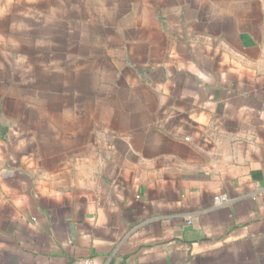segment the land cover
<instances>
[{
  "label": "crops",
  "instance_id": "1",
  "mask_svg": "<svg viewBox=\"0 0 264 264\" xmlns=\"http://www.w3.org/2000/svg\"><path fill=\"white\" fill-rule=\"evenodd\" d=\"M2 31L34 67L0 105V264H264V0H0Z\"/></svg>",
  "mask_w": 264,
  "mask_h": 264
},
{
  "label": "rangeland",
  "instance_id": "2",
  "mask_svg": "<svg viewBox=\"0 0 264 264\" xmlns=\"http://www.w3.org/2000/svg\"><path fill=\"white\" fill-rule=\"evenodd\" d=\"M1 34V40H2V45H5V41L8 39L9 42H13V43H16L15 46H18L19 45V42H20V38L15 36L14 34L10 33V32H0ZM14 40V41H12ZM5 43H4V42ZM3 49H8L6 48V45L5 46H2L0 48V55L2 54V57H3ZM13 50V48H11ZM17 50V49H16ZM3 58L1 59L0 58V105H2V109L3 110V105H4V102H7L9 97H10V91L13 90V88H11L10 86V82L12 81L11 80V77H10V74L12 72V68L13 67H16L17 71H20V68H27V69H30V68H33V64L32 63H23V62H16L17 59L14 58V60L11 62V63H5L3 61ZM20 67V68H18ZM3 112V111H2ZM2 116L1 118H7L8 116H5V113H1ZM8 132V131H7Z\"/></svg>",
  "mask_w": 264,
  "mask_h": 264
},
{
  "label": "built area",
  "instance_id": "3",
  "mask_svg": "<svg viewBox=\"0 0 264 264\" xmlns=\"http://www.w3.org/2000/svg\"><path fill=\"white\" fill-rule=\"evenodd\" d=\"M228 198L226 196H220L218 198H215V202L218 204H223L225 202H228ZM77 264H94L92 260L90 259H80L77 261Z\"/></svg>",
  "mask_w": 264,
  "mask_h": 264
}]
</instances>
